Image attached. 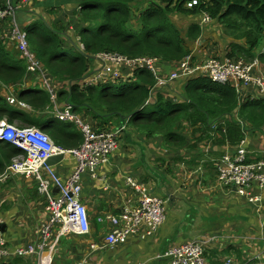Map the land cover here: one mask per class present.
<instances>
[{
	"label": "crops",
	"instance_id": "obj_1",
	"mask_svg": "<svg viewBox=\"0 0 264 264\" xmlns=\"http://www.w3.org/2000/svg\"><path fill=\"white\" fill-rule=\"evenodd\" d=\"M158 1L144 0L143 6ZM19 6L20 9L16 14L18 23L25 30L30 27L35 32V34L30 33L29 36L35 37L39 35L37 33H46L51 29L62 37L69 35L77 44H81L79 31L85 23L80 20V0H30L19 3ZM174 17L188 22L185 25L182 23L183 28H180L183 35L190 24L197 21V19L193 21L194 18L191 16L174 15ZM135 24L139 26V22ZM220 25L217 21L211 22L201 27L202 33L199 38L192 41L185 40L188 54L192 56L193 61H203L213 56L228 57L234 40L225 34V30L221 31ZM8 30L7 21H0V42H4L3 46L13 61L22 60L16 45L6 37ZM221 39L223 43H219ZM260 43L261 47L257 55L264 51V38ZM225 49L227 51L223 55H214L217 51ZM22 61L24 63V60ZM101 67L102 64L98 60L91 64V70ZM177 67L178 63L170 65L159 61L155 67V78H166L169 72L176 70ZM259 67L261 68L259 71L263 72L264 65L260 61ZM120 70L124 78L134 79L136 70L123 67H120ZM3 73L4 68H0V96L8 105L13 104L17 113H25L31 120H37L41 124L45 123L44 120L42 121L43 118L53 116L52 100L51 104L38 109L31 106L26 99L28 95L38 90V75L25 72L19 82L6 83L3 81ZM189 80L187 77H179L161 85L158 84L157 79L151 96L160 95L166 101L179 102V94L184 92ZM51 86H58L56 90L60 91L66 89L67 85L54 80ZM236 95L238 105L233 117L237 119L239 127L243 130L244 138L236 144L227 139L221 142L224 138L221 133L225 134L226 120L221 121L216 126L220 130L208 131L207 138L202 140L203 145L186 152L185 156L188 159L193 155L191 158L193 162L189 160L186 164L173 159L162 137L157 134L148 135L139 129L140 123L127 124L123 120L111 117L105 121L96 118L85 107H83L85 112L78 111L77 114L83 116L85 122L94 129L113 131L121 127L124 129L118 134V144L109 156V161L98 168L96 177L92 178L89 174L82 176L81 200H84L83 204L90 217V228L85 235L67 234L58 238L55 249L61 244L59 247L66 251L65 263L168 264V260L162 257V254L170 247L217 235L219 242L205 249V256L208 259L216 260L225 255H234L237 259H252L247 264H264V187L258 189L254 186L252 193L258 199L249 202L245 196L238 195L234 187H225L216 181L220 158L225 154L233 153L240 145L246 150L250 162L264 161V123L255 127L259 121L247 119L245 115H240V118L237 116L241 105L252 103L253 107L258 108L261 105L255 106V104H264V98L256 88L243 85H239ZM22 96L25 97L23 100L26 107L17 103ZM10 97L15 98L16 101L10 102ZM58 100L59 107L66 104L65 99L58 98ZM7 118L3 116L0 120L8 121ZM15 122L25 124L19 119H15L13 123ZM184 126L185 135L194 140L198 135L193 132L195 126L187 123ZM4 143L6 142L0 141V223L4 224L2 235L8 250H14L27 243L35 244L39 241L41 227L48 221L49 214L45 209V199L38 192L34 179L21 175H9L6 180L1 179L9 163L8 156L12 154L9 149L11 144L4 146ZM74 165L73 156L67 154L61 163L52 168L59 178L64 180L68 178ZM127 176L143 183L149 193L165 200V217L153 234L147 236L146 229L141 227L139 232L128 235L119 243L109 245L105 237L113 231L112 226L108 222L99 223L95 219L109 212L116 214L123 207L136 202L135 191L125 183ZM53 192L57 193L56 187H53ZM183 219L186 221L182 225ZM56 236L57 231L52 232L51 240ZM92 245L96 248L93 249ZM0 264H34V262L31 257L10 256L0 261Z\"/></svg>",
	"mask_w": 264,
	"mask_h": 264
},
{
	"label": "trees",
	"instance_id": "obj_2",
	"mask_svg": "<svg viewBox=\"0 0 264 264\" xmlns=\"http://www.w3.org/2000/svg\"><path fill=\"white\" fill-rule=\"evenodd\" d=\"M80 2V20L85 23L79 31V42L83 44V49L69 35L62 37L50 29L32 37L29 34H35L33 28L26 29L29 44L33 46H30L31 50L44 72L55 81L65 85L70 83L66 89L57 91V98L65 99L74 113L77 114L80 108L85 107L96 118L105 121L111 117L127 124L140 123L138 128L146 134L162 137L173 159L183 164L189 160L193 162V155L188 159L186 152L203 145L202 140L207 138L208 131L220 130L216 126L221 121L226 120L225 134L220 131L221 136L224 135L221 142L227 139L236 144L244 138L243 130L233 117L238 105L237 92L229 84H219L204 77L193 78L187 82L184 92L179 94V102L175 103L164 100L160 95L151 96L157 82L156 75L143 68L135 71L133 80L123 78L103 81L88 88H81L79 83H73L87 76L91 58L99 52H117L128 57L156 56L164 64L179 63L188 55L185 40L199 38L202 26L193 22L183 35L172 20L174 15L191 16L194 21L207 13L211 22L217 21L224 26L225 34L234 40L228 57L240 58L245 62L257 59L264 65V51L257 57L253 54V50L264 38V0H199L198 5L192 8L184 6L185 0H159L146 7L143 6L144 0ZM5 4L6 0H0L1 6ZM97 22L98 25L93 30L91 26ZM136 22H139L138 27ZM3 44L4 42H0L3 81L19 82L25 75L26 66L23 59L13 61ZM74 50L77 54H73ZM113 86L115 90H112ZM26 99L38 109L51 104L50 94L46 90L28 95ZM151 100L154 102L151 103ZM253 106L252 103L241 105L237 116L240 118V115H245L247 119L259 121L255 125L257 127L264 123V104H255L258 108ZM101 108L105 109L104 113L98 111ZM15 109L13 104L8 105L0 96V118L7 116L11 123L19 119L25 124L37 126L46 131L57 146L64 149L75 148L82 141L80 131L71 123L60 122L51 116L50 120L41 124L37 120H31L25 113H17ZM186 123L195 126L193 132L198 135L194 140L184 133ZM8 145V142L4 143V146ZM10 146L12 154L8 156L9 163L12 155L20 152Z\"/></svg>",
	"mask_w": 264,
	"mask_h": 264
},
{
	"label": "built area",
	"instance_id": "obj_3",
	"mask_svg": "<svg viewBox=\"0 0 264 264\" xmlns=\"http://www.w3.org/2000/svg\"><path fill=\"white\" fill-rule=\"evenodd\" d=\"M30 0H6L5 6L0 5V21L6 20L9 25L7 39L12 41L25 61L26 73L39 75L46 83L41 63L35 53L30 49L27 31L20 26L16 14L20 9L19 3ZM175 2V1H174ZM199 0H185L184 6L192 8L198 5ZM201 26L211 22L207 13H203L196 21ZM83 49V45L80 44ZM102 67L94 71L80 82L82 88L93 86L106 79L119 80L122 75L120 67L127 69H146L155 75V67L159 62L156 56L128 57L117 52H99L95 56ZM259 61L254 59L245 62L240 58L231 59L210 57L203 61H193L191 55H186L178 63L174 71H170L166 78H158V84H165L179 77H204L219 84H232L236 92L239 85L252 86L264 98V71H259ZM41 72V73H39ZM70 85V84H68ZM52 98V97H51ZM10 102H15L13 97ZM21 106L26 104L17 101ZM53 117L60 122L73 124L81 133L82 141L75 147L64 149L57 146L49 134L34 125L11 123L6 119L0 120V141L10 143L18 149V154L12 155L10 163L6 166L1 179L9 175H21L36 181L38 192L44 197L48 221L41 227L39 241L35 244L27 243L25 246L8 250L7 243L0 232V261L12 256L14 258L31 257L34 264H52L53 253L58 238L67 234L85 235L89 232L90 217L87 208L81 202V180L84 174L96 177L98 168L109 161V156L116 149L118 134L124 127L117 130L93 129L82 121L72 111L67 103L62 108L53 109ZM63 153L73 156L75 165L67 179L62 180L52 167L46 166L44 161L49 156ZM216 180L219 184L232 186L240 196H245L249 202L257 201L252 193V187H264V161L250 162L246 156L243 145L237 147L233 153L223 155L217 164ZM126 185L135 191L137 200L127 205L118 213H106L97 217L99 223L108 222L113 231L105 237L106 243L114 245L123 241L128 235L137 233L141 227L146 229L147 236L153 234L165 217V200L162 197L149 193L147 187L136 182L131 177H125ZM57 188V193L53 192ZM57 226V236L51 240L53 228ZM217 235L207 236L204 240H193L177 244L167 249L162 257L168 264H244L252 259H237L234 255H225L216 260L205 256V249L217 244ZM95 249L96 246L92 245Z\"/></svg>",
	"mask_w": 264,
	"mask_h": 264
},
{
	"label": "rangeland",
	"instance_id": "obj_4",
	"mask_svg": "<svg viewBox=\"0 0 264 264\" xmlns=\"http://www.w3.org/2000/svg\"><path fill=\"white\" fill-rule=\"evenodd\" d=\"M172 20L177 24H175L179 29L181 28H183L182 26H183V24L185 25V24H187L188 22L187 21H184L183 22V20H181L180 18H176V17H173L172 18ZM183 23V24H182ZM97 25H98V22L97 23H94L92 26H91V28L93 29V30H95L96 29V27H97ZM220 29H221V31H224L225 30V28H224V26L222 27L221 25H220ZM221 35L222 36H220L221 38L223 37V34L221 33ZM230 40H231V42H232V39L231 38H229ZM223 43L224 41H223V39H221V41H219V43ZM234 42V41H233ZM260 47H261V43H259V45L253 50V54L254 55H257V53L259 52V50H260ZM227 50L225 49L224 51H217L214 55H223L224 54V52H226ZM73 54H77V51H73ZM42 66V65H41ZM43 69V68H42ZM39 73H41V72H39ZM39 76V75H38ZM44 77H45V79H46V83H43V81H41V79L39 78V87H38V90L36 91V93H40V92H42L43 90H47L48 92H49V94H50V96L52 97L51 98V100H52V102H53V108L55 109V108H59V106H58V98H57V96H56V94H57V88H58V86L57 87H52L51 86V83L54 81L48 74H46L45 72H44ZM59 82V81H58ZM59 84V83H58ZM68 86V85H67ZM67 88V87H66ZM43 89V90H42ZM112 90H115V86H113L112 87ZM18 101H21V102H23L24 103V101H22L21 99L20 100H18ZM80 111H82V112H85V109H83V107L82 108H80L79 109ZM87 110V109H86ZM100 113H104L105 112V109L104 108H101V109H99L98 110ZM78 116H79V114H78ZM50 117V116H49ZM80 117V116H79ZM81 118V120L82 121H85L84 120V118H83V116H81L80 117ZM45 121V123L48 121V120H50V118H43L42 119V121ZM15 124L16 125H20L19 124V122H15ZM46 129V128H45ZM84 200H81V202H83ZM183 210H184V208H182ZM185 221H186V219H183L182 220V225L183 224H185ZM187 223V222H186ZM187 226H189V224L187 223ZM57 229H58V227L57 226H55L54 228H53V233H55L56 231H57ZM59 246H61V244L60 245H58V247H57V249H55V251H54V255H53V260H52V264H66L65 262L67 261L66 259H67V257H66V251H64V249H62L61 247H59ZM242 260V259H241Z\"/></svg>",
	"mask_w": 264,
	"mask_h": 264
},
{
	"label": "water",
	"instance_id": "obj_5",
	"mask_svg": "<svg viewBox=\"0 0 264 264\" xmlns=\"http://www.w3.org/2000/svg\"><path fill=\"white\" fill-rule=\"evenodd\" d=\"M93 58H91L92 60ZM65 154L63 153H56V154H53L51 156H49L48 158H46V160L44 161V164L46 166H49V167H53V166H56L57 164L61 163L64 158H65ZM4 226L3 223H0V232L3 233V229L2 227Z\"/></svg>",
	"mask_w": 264,
	"mask_h": 264
},
{
	"label": "clouds",
	"instance_id": "obj_6",
	"mask_svg": "<svg viewBox=\"0 0 264 264\" xmlns=\"http://www.w3.org/2000/svg\"><path fill=\"white\" fill-rule=\"evenodd\" d=\"M28 41H29V39H28ZM30 45V44H29ZM83 45V44H82ZM78 46H79V48H80V45L78 44ZM83 48H84V46H83ZM30 49H31V47H30ZM81 49V48H80ZM96 56V55H95ZM95 56L94 57H92L93 59L91 60V64L94 62V61H97L96 60V58H95ZM21 59H23V58H21ZM24 60V59H23ZM24 64H25V61H24ZM43 68V67H42ZM43 70V73H44V69H42ZM97 70H99V69H96V70H91V66H90V68H89V72H88V74H87V76L86 77H88L90 74H92L94 71H97ZM85 77V78H86ZM84 78V79H85ZM124 77H122L121 79H123ZM84 79H82V80H80V81H78V82H74L73 84H76V83H79L80 84V82H83L84 81ZM106 80H108V79H106ZM106 80H104V82H106ZM111 80V79H110ZM111 81H113V80H111ZM103 82V81H102ZM98 83H101V82H98ZM98 83H96V84H98ZM70 84V83H69ZM79 87H81V84H80V86ZM89 87H91V86H89ZM82 88V87H81ZM86 88H88V87H86ZM24 101V100H23ZM24 103H25V101H24ZM60 108H62V107H60ZM78 115V114H77ZM53 117V116H52ZM88 123V122H87ZM94 129V128H93ZM97 130V129H96ZM217 181V180H216ZM218 183V182H217ZM221 185V184H220ZM222 186H225V185H222ZM225 187H228V186H225ZM258 188V187H257ZM252 189H253V187H252ZM259 189V188H258ZM254 195V194H253ZM255 196V195H254Z\"/></svg>",
	"mask_w": 264,
	"mask_h": 264
}]
</instances>
